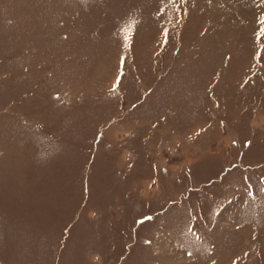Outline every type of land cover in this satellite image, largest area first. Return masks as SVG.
Wrapping results in <instances>:
<instances>
[{
  "label": "rangeland",
  "instance_id": "obj_1",
  "mask_svg": "<svg viewBox=\"0 0 264 264\" xmlns=\"http://www.w3.org/2000/svg\"><path fill=\"white\" fill-rule=\"evenodd\" d=\"M0 264H264V0H0Z\"/></svg>",
  "mask_w": 264,
  "mask_h": 264
}]
</instances>
